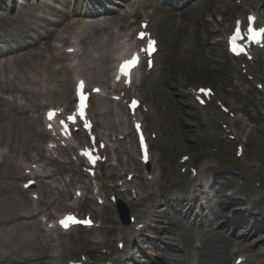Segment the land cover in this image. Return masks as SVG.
Here are the masks:
<instances>
[{
    "label": "bare ground",
    "instance_id": "bare-ground-1",
    "mask_svg": "<svg viewBox=\"0 0 264 264\" xmlns=\"http://www.w3.org/2000/svg\"><path fill=\"white\" fill-rule=\"evenodd\" d=\"M41 1L0 0V149L7 150L0 152L3 159L0 161V264H68L69 261L75 264H131L137 263L134 258L137 252L146 259L143 264H230L234 253H237L234 264L239 258L246 259L247 264H264V242L258 249L251 246L252 235L258 229L246 223L256 217L263 216L264 219V195L253 196L256 191L260 192L255 188L256 182L261 183L260 188L264 191V116L260 114L264 110V99L257 97L252 85L243 94L236 91L237 87L240 89L241 81H247L243 68L226 60L227 53L221 41L212 42L213 38L224 37L230 23L234 26L237 20L246 19L249 13L258 15L259 23L264 25V0H260L258 5L253 1L250 6L245 1L241 7L234 3L237 0H203L199 4L193 0L183 9L163 5L175 0H156L157 4L141 0L139 9L124 13L118 9H105L103 2L108 5L113 0H88L87 4H81L82 9L72 12L59 8L62 3L69 6L68 0H54L50 5ZM176 1L180 3L182 0ZM20 2L29 8L24 9ZM98 7L102 10H97ZM99 13L101 16L97 17ZM208 13L214 18L221 17L222 21H215V26H210L204 20ZM46 14L56 19H49ZM74 15L80 16L70 18ZM78 18L82 30L69 25L71 19ZM99 18L105 21L83 23L84 19ZM135 19L136 23L139 19L137 30L141 29L150 37L152 33L159 41V55L162 52V61L156 63L160 68L158 76H154L155 70L148 72L143 68L140 87L143 89L139 95L143 106L149 109L140 115L145 130L147 134L150 132V136L157 135L155 140H150L152 152H158V156H154L155 185L149 190L141 161L132 155L125 161L118 156V167L110 168L106 178L111 183L118 176L120 167L122 171L131 170L137 175L133 188L139 190L138 199L128 202V206L131 216L139 221L128 227L122 226L115 206L106 203L102 210L93 208L94 200L80 196L81 188H76L70 196L80 200L79 211L83 212L87 207L96 219L103 221L104 227L100 228L98 235L104 241H92L89 235L82 234L70 240H65L64 236L59 239L45 236L44 230L53 228L50 224L44 228L36 216L51 209L63 213L75 211L72 206L64 204L69 194L59 188L53 194L48 189L51 186L41 180L43 175L45 180L62 177L68 188H73L78 182L85 192H90L85 172L69 158L70 148L51 149L54 154L58 153V157L67 159L64 162L54 158L53 153L50 156L43 147L51 138L43 129V119L31 116V113L38 114L45 107L72 109L75 103L70 81L63 84L58 80L63 75L71 76L74 71L67 66H62V70L54 68L56 63L66 61L67 57L53 48L52 41H59L56 46L64 43L66 55L69 49L75 48L70 41L71 35L81 39V47L107 48L106 53L98 58L100 63H104V68L100 64L98 71L91 72V82L99 85L105 82L108 65L114 61L112 42L115 37L125 34V38H129L125 42L126 47L135 43L136 39L131 35L135 31V24H132ZM146 19L150 20L148 28L146 23L141 24ZM101 33H107L109 38L105 41L99 39ZM64 34L67 38H61ZM93 38H97L95 43ZM214 54H217L218 63ZM252 56L255 61L246 63L247 75L253 76L252 80L259 84L264 83V51L253 52ZM197 84L214 88L218 103H224L233 113H244L248 125L241 126V121L234 122L225 117L213 107V102L210 103V113L201 110L197 104L198 108L192 98L193 90L199 88L194 87ZM229 85H233L232 90H229ZM171 87L178 89L176 93L186 100L184 105ZM137 89L134 95L139 93ZM131 91L126 92L131 94ZM118 93L121 95L122 90ZM20 99L24 104L19 102ZM41 100L46 104L40 103ZM100 102L95 100L90 109L95 132L100 137H107L102 131L114 128L113 133H118L120 127L109 126L111 123L101 113ZM218 120L222 125H230V134H233L232 129L237 133V142L246 148L243 157H246V162L240 164L231 158L234 142L228 140L229 135L220 129ZM187 123L194 125V130H187ZM123 126L126 125L123 123ZM78 136L84 138L82 133ZM215 147L218 149L216 152L210 150ZM118 150H124L123 143L117 153ZM32 153L36 156L33 157ZM185 155L193 157L189 164L176 161ZM20 158L29 164H21ZM9 159L17 162L10 163ZM77 159L82 162L79 155ZM223 165L231 167L232 171ZM49 168L54 170L51 172ZM184 168L199 170L196 181L180 174L179 169ZM236 170L240 178L234 176ZM28 180H41L37 187L43 201H34L28 197V190L20 187V182ZM236 181L242 182L237 186ZM227 190L233 191L231 197L224 195ZM101 192L102 195L96 198L97 203L98 197L103 199V195L116 197L117 204L123 202L124 196L115 188L108 189L103 185ZM230 198L237 204L231 203ZM248 204L252 205L250 212L246 207ZM199 206L201 208L196 210ZM40 207L44 210L40 211ZM35 211L39 214L36 215ZM49 213L53 218L52 212ZM193 220L194 225L191 224ZM199 221L204 225H199ZM146 231L149 235L143 234ZM234 232L238 237H233ZM142 237H146V241L141 243ZM114 241L116 245L123 243L126 247L122 251L113 249ZM153 253H158L160 259Z\"/></svg>",
    "mask_w": 264,
    "mask_h": 264
},
{
    "label": "rangeland",
    "instance_id": "rangeland-1",
    "mask_svg": "<svg viewBox=\"0 0 264 264\" xmlns=\"http://www.w3.org/2000/svg\"><path fill=\"white\" fill-rule=\"evenodd\" d=\"M79 1V0H78ZM253 1H255L256 2V4L255 5H258V3L260 2V0H247V3H245V4H248L249 6L250 5H252V3H253ZM254 5V4H253ZM254 5V6H255ZM107 7H109V5H107ZM239 7V6H238ZM70 11H72V9H69ZM116 10V9H115ZM120 12L122 11L121 9H118ZM205 21H207L209 24H210V26H212V27H214L215 26V21H219V22H221L222 21V18L221 17H216V18H214V17H212V16H210L209 15V13L208 14H206L205 15ZM70 19H68V21H69ZM68 21L66 22V24L68 23ZM79 21L80 20H77V19H71V21H70V25H76L78 28H79V26L81 25V24H79ZM133 23V22H132ZM231 25H232V23H230V25L228 26V29L230 28L231 29ZM61 38H67V34H64ZM109 38V36H108V34L107 33H101L100 34V36H99V39H102V40H107ZM97 40V38H93L92 39V42L93 43H95V41ZM75 41H78V40H74V42ZM219 41H221V38L220 37H216V38H213V40H212V42L213 43H218ZM56 42H59V41H52V46H53V48L55 47H57L56 46ZM222 42V41H221ZM116 43H117V40L115 39L113 42H112V46L114 47V46H116ZM222 45H223V50H224V52H226V48H225V43H223L222 42ZM59 51H60V49L59 48H57ZM83 49H84V53H83V55L81 56V57H79L77 60H76V62H75V64L76 65H78V69H77V71H76V73L74 72L73 74H72V76H67V77H65L64 75L60 78V79H58V80H60L61 82H63V84L68 80V81H70V88H71V90H73V83H74V81H75V77H76V75H77V73H79L80 71H83V72H89V74H86L85 76H86V78L90 81V80H92L93 79V76H92V74H91V72H93V71H98L99 69H100V66L102 65V69L104 68V63H100V61L98 60V57H101V56H103L105 53H106V51H107V48H96L94 45H91V46H87V47H83ZM58 51V52H59ZM58 52H56L57 54H59ZM86 52H89V53H86ZM86 53V54H85ZM216 55L217 54H214L213 55V57L215 58L216 57ZM67 60H69V59H71L70 57H68L67 56V58H66ZM226 60L227 61H232L231 59H229L227 56H226ZM72 61L73 60H69V61H62L61 63H56L55 64V68L56 69H58V70H62L61 68H62V66H70L71 65V63H72ZM161 61H162V55H161ZM236 64L237 65V67H238V61L236 62V61H232L231 62V64ZM101 64V65H100ZM111 65L113 66V64H109L108 66H109V68L111 67ZM159 72H160V69L158 70V72H157V74L155 75V76H158V74H159ZM108 74V73H107ZM107 77V76H106ZM248 81V80H247ZM249 82V81H248ZM199 85H202V86H205V84H199ZM252 86H253V89L256 91V95H257V97L260 99V100H263V97H262V93H261V91H259V89H258V87H257V84H255V82H253L252 84H251ZM50 86H51V84H50ZM172 88V91L175 93V95H176V98L179 100V101H181V105H184L183 104V102L185 101L186 102V100L185 99H182L181 98V96L179 95V93H176L177 92V90L178 89H176V88H174V87H171ZM245 89L247 88V86H245L244 87ZM233 89V85H229V90H232ZM240 91H242V90H240ZM240 93V92H239ZM244 92H241V94H243ZM99 101H101V104L102 103H104V110L102 111L103 113L104 112H106V114H105V116L107 117V120H108V122L109 123H111V124H109V126H114L115 125V120H114V115H112V113H111V110H112V108H111V106L106 102V101H104V100H99ZM40 102H45L44 100H41ZM20 103H22V104H24V100H20ZM53 104H55V103H53ZM41 112H42V110H41ZM41 112H39L38 114H32L31 113V115L34 117V118H37V116L40 114V116H41ZM260 114L261 115H263L264 116V110H261L260 111ZM112 115V116H111ZM236 120H238V121H241V126H244V127H246L247 125H248V119L245 117V114L244 113H240L239 115L237 114V118H236ZM251 127H254L253 125L251 126ZM194 128H195V126L194 125H190L189 123H187V130H194ZM114 129V128H113ZM113 129H110V130H112L113 131ZM117 133H115V135H116ZM116 138V137H115ZM129 141V140H128ZM124 144V143H123ZM45 145V144H44ZM43 145V146H44ZM125 145V148H126V151L129 153V154H131V155H133V156H135V158L138 160V158H139V155L137 154V147H136V144L134 145V144H131L130 142H128V143H125L124 144ZM3 151H7L6 149H2ZM210 150H212L211 148H210ZM213 152H216V149H214L213 150ZM235 153V148H233L232 149V157H234V154ZM198 155L199 154H201V153H197ZM33 157H35L36 156V154L35 153H32L31 154ZM121 157L124 159V160H126V159H128V155L125 153V152H122L121 154ZM175 158V157H174ZM173 158V159H174ZM173 159H172V161H173ZM175 160V159H174ZM23 161V158H20L19 159V162L21 163V164H23L24 162H22ZM9 162L10 163H16L17 161H14L13 159H9ZM244 162H246V158H243L242 160H240V162L239 163H244ZM27 163V162H26ZM153 167H154V165L152 164V166H151V172L152 173H154V170H153ZM222 167H224V168H226V169H228V170H230V171H232V168L231 167H229V166H227V165H223ZM104 169H105V167L103 168V170L102 171H104ZM262 169H264V168H262ZM218 174H223L222 172H217ZM123 174H124V172H122V173H120L119 174V176H120V178L118 179V180H121L122 182H124V180H125V178H126V176H123ZM234 176L236 177V178H239V174H238V171H234ZM232 174V175H233ZM58 181L59 182H62V178L60 177V176H58V177H56V178H54V179H49V180H46L45 181V183L46 184H48V185H50L51 186V188H49L50 189V191H52V193L53 194H56L57 193V191L56 190H54V189H56L55 188V186L56 185H58ZM237 182V181H236ZM242 181H240L239 183H241ZM91 186H92V184H90ZM153 185H155V182L149 187V185H148V187H149V189H151L152 188V186ZM255 188L256 189H260V183H255ZM64 190H65V193H69V189L68 188H64ZM39 193H40V190H37ZM31 192H35V189H34V187L31 189ZM152 192V191H151ZM85 194V193H84ZM231 194H232V192H229V190H227L226 192H225V194L224 195H228V197L230 196L231 197ZM264 194V191L262 190L261 192H258V191H256L254 194H253V196H262ZM223 195V196H224ZM28 196H31L32 197V193H30V194H28ZM55 196V195H54ZM129 197L130 196H128L127 198L129 199ZM233 198V197H232ZM232 198H230L231 200H230V202L231 203H235V204H237V202H235V201H233V200H235V199H232ZM238 199H240V198H238ZM70 200H71V197H70ZM240 200H242V199H240ZM239 202V204H240V201H238ZM245 202H246V200H245ZM242 203H244V202H242ZM64 204H66V206H68V205H70L69 204V197L68 198H66V201L64 202ZM252 205H246V207L248 208H250ZM43 209V208H42ZM44 210V209H43ZM49 212H52V214L53 215H55V217L57 216V215H59V214H62L63 213V211H61V212H57L56 210H54V209H51V210H49ZM88 211H86V210H84V212L83 213H87ZM254 216H257L258 214H253ZM49 218V217H48ZM129 218H130V215H129ZM36 219L37 220H45V218H44V216H37L36 217ZM258 222H261V220L262 219H260V217L259 218H257L256 219ZM122 223V225L123 226H127V224H126V222H125V224L123 223V222H121ZM246 223H248V224H251V223H249V221L247 220V222ZM255 223V221L252 223V224H254ZM131 224H134V222H131ZM210 227H212V225L210 224V223H207ZM261 225H262V227H261V229H259V230H257L253 235H252V241H251V246H253V247H257L256 249H258V247H259V245L260 244H262V242H264V222L263 223H260ZM204 225V224H203ZM203 225H201V226H203ZM103 227H104V224H103ZM103 229V228H102ZM216 229V228H215ZM100 229H98V230H93V231H85V230H82V229H78V230H75L73 233H71L70 235H67V236H64V239L65 240H70V239H74V238H76V237H78L80 234H82V235H84V236H86V235H89V237L92 239V241H104V238L103 237H100L99 235H98V233L100 232L99 231ZM149 231H146L145 233H143V234H148L149 235V233H148ZM245 233V232H244ZM46 234V233H45ZM52 235L51 236H53L54 237V239H59V238H61V235H59L58 233H51ZM233 234H235V232L233 233ZM237 235H238V233H237ZM45 236H47V235H45ZM260 236H262V237H260ZM143 239L141 240V243H142V241H146V237H142ZM144 244V243H143ZM145 245V244H144ZM146 247H149V245H145ZM116 247H117V245L115 244V241H114V246H113V248L114 249H116ZM142 249V248H141ZM145 249H147V248H145ZM153 256L154 257H157V258H159L160 259V257L161 256H159L158 257V253H153ZM152 256V257H153ZM148 257V256H147ZM134 258H135V260L137 261V263L135 262H131V264H143V261H145L146 259L144 258V256L140 253V252H137V253H135L134 254ZM233 263V259H232V261H231V264ZM102 264H104V263H102Z\"/></svg>",
    "mask_w": 264,
    "mask_h": 264
},
{
    "label": "snow or ice",
    "instance_id": "snow-or-ice-1",
    "mask_svg": "<svg viewBox=\"0 0 264 264\" xmlns=\"http://www.w3.org/2000/svg\"><path fill=\"white\" fill-rule=\"evenodd\" d=\"M248 26H247V30L246 33L242 34L241 28L239 26V22L237 24L236 30H235V34L231 37V43H232V47L231 50L233 52H236L237 54H239L240 52H244L245 49L237 43L238 40L243 38V35H247L250 39L251 42H255V43H261L264 44V27L259 28V29H255L252 27V23L254 22L255 18L249 16L248 18ZM146 27V25H145ZM138 39L140 40H147V46L146 47H142L140 49L141 52H144L147 57H148V64L149 66H151V56L153 54V52L155 51V41L151 39L150 35L145 33V32H140L138 34ZM69 51H72V49H69ZM139 64V54H134L132 56L131 59L124 61L119 68V75H117L116 79L120 80L121 77H125L126 83H131V72L132 69L135 68L137 65ZM84 82L80 81L78 86H77V95L79 97V103L77 104V110L75 112H73L71 115H69L67 117L68 122H71L72 124L76 123L77 120V116H79L81 119L84 120V127L86 129H90V122L86 119V109H87V100H88V94L84 92ZM94 92H99V89H93ZM201 92H204L207 95V90H200ZM203 102V101H201ZM138 102L133 101L132 105H130V107L133 108V111L135 109V106ZM55 116V112L54 111H50L48 113V119L52 120L54 119ZM61 125L64 126L65 128V134H69L68 132V124L65 123V121L61 120ZM52 125L49 124V128H51ZM137 130L139 131L140 129V125L137 124L136 125ZM140 142H141V146L144 150V158L145 160H147L148 155H147V146L145 144L144 141V136L143 134H141L140 136ZM95 143V139L93 138V144ZM103 146V145H101ZM82 155L87 156L92 163H95V159L92 158L91 156V152L90 151H85L82 153ZM99 157H97L98 159ZM73 223H88L87 221H79L77 220L74 216L69 215L67 217H65L64 219H62L60 221V224L64 227V228H68L70 226V224Z\"/></svg>",
    "mask_w": 264,
    "mask_h": 264
}]
</instances>
